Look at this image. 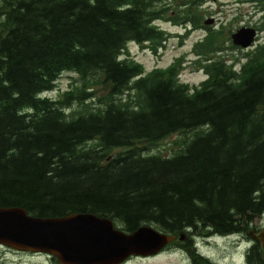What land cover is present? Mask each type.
Returning a JSON list of instances; mask_svg holds the SVG:
<instances>
[{
  "label": "trees",
  "instance_id": "trees-1",
  "mask_svg": "<svg viewBox=\"0 0 264 264\" xmlns=\"http://www.w3.org/2000/svg\"><path fill=\"white\" fill-rule=\"evenodd\" d=\"M243 1L264 19V0ZM165 2L0 0V208L183 233L170 245L195 264L214 263L194 237L244 236L247 264H264L250 234L264 216V41L235 67L214 60L224 47L186 7L169 22L206 31L193 47L205 79L180 83L178 61L144 73L122 57L129 43L163 47ZM64 73L80 88L47 96ZM173 133L193 136L170 157L143 153Z\"/></svg>",
  "mask_w": 264,
  "mask_h": 264
},
{
  "label": "rangeland",
  "instance_id": "rangeland-1",
  "mask_svg": "<svg viewBox=\"0 0 264 264\" xmlns=\"http://www.w3.org/2000/svg\"><path fill=\"white\" fill-rule=\"evenodd\" d=\"M164 5L167 11L164 13V19L155 22V25L167 33L168 39L163 47L153 53L146 46L129 43L124 57L132 59L140 64L144 73L152 70H165L175 62L181 63L179 72L180 83L189 87L197 86L205 79L204 72L199 68L201 63L196 64L197 57L193 53V47L196 43L203 40L206 31L202 28H193L185 24H174L169 22V17L173 15H183L177 12H183L186 7L190 9L199 18V25L209 27L212 37L221 42L224 47L222 53H214L211 57L214 60H222L227 65L236 66V61L242 63V57L248 50L264 41L263 15L260 14L258 6L243 0H166ZM194 6V7H192ZM192 8V10H191ZM212 20V23H204ZM240 27H252L257 30V38L253 47L248 50L239 48H230L231 42L229 36ZM4 35V25L0 18V36ZM225 58V59H224ZM203 62L200 58L199 61ZM238 69V67L236 68ZM82 82L79 77L73 73H64L56 82V88L53 92L46 94L56 98L67 90L80 88ZM92 93L97 99H101L104 90L100 86L93 88ZM99 97V98H98ZM193 133H173L160 140L155 146L144 151L147 155H158L170 157L177 153L182 145L192 138ZM115 225V224H114ZM264 228V216L255 220L253 227ZM118 228V225H115ZM260 230V229H259ZM258 230V231H259ZM257 231V232H258ZM252 232V231H250ZM256 232V233H257ZM253 233V232H252ZM255 233V234H256ZM187 236L185 235V240ZM184 240V241H185ZM177 241V240H176ZM195 249L200 256L210 260L214 264H247L246 254L251 244L249 239L244 236H214L210 238L194 237ZM179 242V241H177ZM0 264H58L51 257L45 254L16 252L6 247L0 246ZM123 264H195L189 254L174 245H168L163 248L156 256L145 258H130Z\"/></svg>",
  "mask_w": 264,
  "mask_h": 264
},
{
  "label": "water",
  "instance_id": "water-1",
  "mask_svg": "<svg viewBox=\"0 0 264 264\" xmlns=\"http://www.w3.org/2000/svg\"><path fill=\"white\" fill-rule=\"evenodd\" d=\"M256 37L251 27H241L230 35L232 45L241 49L251 48ZM250 234L260 243L264 262V228ZM176 238L153 226H142L128 234L111 220L90 213L39 218L19 207L0 208V246L45 254L58 264H123L132 257L156 256ZM184 240L185 234H179L178 241Z\"/></svg>",
  "mask_w": 264,
  "mask_h": 264
},
{
  "label": "bare ground",
  "instance_id": "bare-ground-1",
  "mask_svg": "<svg viewBox=\"0 0 264 264\" xmlns=\"http://www.w3.org/2000/svg\"><path fill=\"white\" fill-rule=\"evenodd\" d=\"M225 59V58H224ZM114 224V223H113ZM230 236H232V235H230ZM219 237H226V236H219ZM260 244V243H259ZM262 250V249H261ZM261 258H262V255H261Z\"/></svg>",
  "mask_w": 264,
  "mask_h": 264
}]
</instances>
